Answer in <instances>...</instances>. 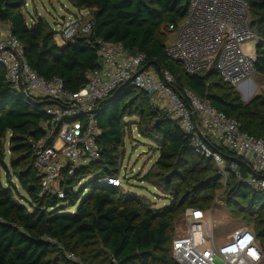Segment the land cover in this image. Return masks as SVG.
I'll use <instances>...</instances> for the list:
<instances>
[{
  "label": "trees",
  "instance_id": "16d2710c",
  "mask_svg": "<svg viewBox=\"0 0 264 264\" xmlns=\"http://www.w3.org/2000/svg\"><path fill=\"white\" fill-rule=\"evenodd\" d=\"M68 1L76 9H92L94 25L90 34L78 33L60 47L46 19L27 23L22 12L26 0H0V23L22 44L25 62L39 76L58 77L66 91L76 92L86 84L87 72L100 66L95 40L120 43L128 53L144 55L142 69L169 72L178 90L186 88L234 118L239 131L264 139V95L243 101L214 68L190 75L167 55L166 29L183 21L189 0ZM247 3L249 25L257 35L254 72L264 75V0ZM54 105L47 97L16 92L0 64V264H178L171 255L175 221L186 208L210 209L224 172L194 152L170 113L151 108L146 92L124 85L92 110L100 158L71 175L61 171L63 197L42 193L33 169L34 144L44 138L43 125L50 119L46 108ZM132 115L140 118L132 122L137 132L157 152L141 178L166 194L168 202L160 207L107 182L120 174V146L126 117ZM213 148L241 174L238 179L228 172L227 206L251 227L264 263V192L245 183L251 170L234 150ZM86 176L91 179L75 191ZM13 178L26 196H20ZM78 200L75 210H68Z\"/></svg>",
  "mask_w": 264,
  "mask_h": 264
},
{
  "label": "built area",
  "instance_id": "2783aa9c",
  "mask_svg": "<svg viewBox=\"0 0 264 264\" xmlns=\"http://www.w3.org/2000/svg\"><path fill=\"white\" fill-rule=\"evenodd\" d=\"M26 5V3H25ZM92 9H77L60 19L56 35L66 43L78 33L93 29ZM31 20L27 23H33ZM247 0H189L188 11L176 27L167 55L181 63L187 74L214 68L222 80L233 86L246 81L254 72L256 33L251 29ZM172 27V26H170ZM100 66L87 72V82L76 92H68L58 77L46 80L25 62L23 47L8 25L0 30V64L12 88L26 97H47L55 102L46 108L50 119L44 126V138L34 144L33 169L39 177L42 193L64 196L61 171L67 175L100 158L96 142L99 130L92 115L94 106L115 89L130 85L156 97L182 131L190 137L196 154L210 158L224 174L240 179L236 164L225 165L213 145L234 150L251 173L245 183L264 192V139L237 128V121L200 100L186 88L178 90L172 75L141 68L144 55L130 54L120 43L95 40ZM249 43H254L250 48ZM153 100V99H152ZM118 177H109L114 186ZM186 231L174 236L171 255L178 264H264L263 255L250 226L244 225L226 237L215 240L212 220L202 209L186 208ZM79 262L73 254H68ZM82 264V263H81Z\"/></svg>",
  "mask_w": 264,
  "mask_h": 264
},
{
  "label": "rangeland",
  "instance_id": "374dc122",
  "mask_svg": "<svg viewBox=\"0 0 264 264\" xmlns=\"http://www.w3.org/2000/svg\"><path fill=\"white\" fill-rule=\"evenodd\" d=\"M22 12L27 22L31 20L35 21L37 17H42L46 19L55 30H58L61 16H68L69 13L75 14L77 9L74 8L68 0H26V5L23 7ZM5 28L6 24L0 23V30ZM175 30L176 27H167V34L165 37L166 44L173 41ZM55 38L58 46L61 47L64 45V40L58 35H56ZM252 45L254 46V43H249L248 47L250 48ZM234 88L240 93L243 101H248L256 94L264 95V75L253 72L246 81L238 86H234ZM152 99L150 98L151 108L166 110L159 99L156 97H152ZM126 120L128 124L125 129L123 144L120 146V150L122 151L120 168L121 183L118 187L120 190H128L135 193L145 203L149 202L156 207H160L168 202V199L165 198L166 194L163 193L160 188L142 181L141 178L144 173L152 167L157 157V152L150 147L151 145L148 140L141 137L135 125L132 124L133 121H139L140 118L137 115H132L126 117ZM0 174L3 176V172ZM123 176L125 180L122 179ZM228 178V174H223L220 180V186L215 190V197L211 208L204 210L206 216L212 220V234L215 240L226 237L236 228L246 225L245 221L239 216H235L234 212L228 209L226 188ZM89 179H91V176L83 178L80 183L74 187V190L77 191L78 188L88 182ZM12 180L18 188L20 196H26V193L19 187L18 181L15 178ZM80 200L68 210H75ZM186 228L184 214H181L175 221L173 236L185 233Z\"/></svg>",
  "mask_w": 264,
  "mask_h": 264
},
{
  "label": "water",
  "instance_id": "95a60500",
  "mask_svg": "<svg viewBox=\"0 0 264 264\" xmlns=\"http://www.w3.org/2000/svg\"><path fill=\"white\" fill-rule=\"evenodd\" d=\"M63 17H64V16L62 15V16H61V19H63ZM123 178H124V176H123Z\"/></svg>",
  "mask_w": 264,
  "mask_h": 264
},
{
  "label": "bare ground",
  "instance_id": "6f19581e",
  "mask_svg": "<svg viewBox=\"0 0 264 264\" xmlns=\"http://www.w3.org/2000/svg\"><path fill=\"white\" fill-rule=\"evenodd\" d=\"M165 51H166V47H165Z\"/></svg>",
  "mask_w": 264,
  "mask_h": 264
},
{
  "label": "crops",
  "instance_id": "0c3cea01",
  "mask_svg": "<svg viewBox=\"0 0 264 264\" xmlns=\"http://www.w3.org/2000/svg\"><path fill=\"white\" fill-rule=\"evenodd\" d=\"M156 207V206H155Z\"/></svg>",
  "mask_w": 264,
  "mask_h": 264
}]
</instances>
